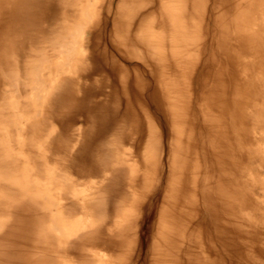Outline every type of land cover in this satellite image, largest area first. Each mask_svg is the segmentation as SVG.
<instances>
[{"label": "bare ground", "instance_id": "obj_1", "mask_svg": "<svg viewBox=\"0 0 264 264\" xmlns=\"http://www.w3.org/2000/svg\"><path fill=\"white\" fill-rule=\"evenodd\" d=\"M217 2L210 44L208 0H0V264H264V225L240 181L254 177L245 162L264 163V105L253 108L264 0ZM109 27L111 70L140 127L135 140L129 114H112L92 179L82 136L107 108L86 126L58 124L52 108L62 95L76 104L93 53L109 54L98 44Z\"/></svg>", "mask_w": 264, "mask_h": 264}, {"label": "rangeland", "instance_id": "obj_2", "mask_svg": "<svg viewBox=\"0 0 264 264\" xmlns=\"http://www.w3.org/2000/svg\"><path fill=\"white\" fill-rule=\"evenodd\" d=\"M215 2H216V0H208L207 6H206V8L208 7V9H207L206 14H205L206 15V21H209L208 22L209 25H207L206 30H204V32L206 35H208V39H209L210 44L213 40L214 31H215V33H217L218 30L221 29V28H217L214 31L212 29L214 26V25H212L213 17L216 14V13H214L215 12L214 9L216 7H218L217 6L218 2L217 3H215ZM215 10H218V9L216 8ZM101 26H102V24H101ZM110 29H111L110 27L107 30L103 29L101 36L99 35L100 37H99L98 41H100V42L97 41L98 44L100 43L99 45L102 48H105V46L107 45L110 55L109 54L108 55L103 54L101 48H99V50H96V52L93 53L94 58L91 60V62L89 61L88 69L83 73L84 75L80 79V82H81V86H80L81 90L80 91L81 92L78 95V99H77L78 101L76 102V104L69 106L68 104L64 103V101H62V97H63V95H62V97L58 98V101L55 102V104L53 106L54 108H52V115L54 117L55 122L58 123L59 121H61L63 123H66V125H67L69 119L75 118L76 120H78L80 118L81 120H79V121H84V123L82 122V124H84V126H86V123H87V121L85 120V117H87L86 115L89 112H91V114H92L94 111L100 110V109L94 108L95 106L100 105L101 109L103 108V106H105L107 108V110L109 112L108 115L110 118H108L103 123H100V121H99L100 117H98V118L95 117L96 119H95V123L93 124L94 126H91L90 128L87 127L88 129H86L85 135L82 136L84 145L86 146V149H83L84 148V146H83V148L80 150L79 156H80V159L82 160V162H83V160L84 161L86 160L85 162L87 163L86 164L85 162H83L84 164L82 167L83 168L87 167L86 169L89 172L95 173V174H91L90 177L92 179L95 175L99 174L100 167L97 164H100V162L102 161L101 158H103V154L101 155V152H100L101 151L100 147L103 144V141H105L104 139L106 138L105 135L107 133V130H106V128H104V126L110 120L113 119L112 114H115L116 117H120L122 119H123V117H125L127 115V113L129 114V116H128L129 119L128 118L125 119L124 128H122V130L124 133H126V132H130V130L135 128L136 130H134V132L130 133V136L134 137L135 140L138 139V128L140 127L139 124H136L133 121L134 119L132 120V118L130 116L131 113H129V109H130V105H131L130 100H129V98H127L126 95H120L118 87L116 86V77L112 73V70H111V68H112V61H111L112 51H110L109 44H108V41H110V38H109ZM212 31H213V33H212ZM101 37H102V39H100ZM104 37H105V39H104ZM263 37H264V35H263ZM103 41L106 43V45H103V44H105ZM211 52L212 51L209 50L210 55H211ZM200 54L203 55L202 52ZM206 54L207 53H205L204 56H206ZM210 55H209V57H211V56L213 57V55H211V56ZM204 56H202V57H204ZM218 59H220V61H222L225 59V56L223 54L218 53ZM258 60H260V58H258ZM204 61H205L204 58H201V60L199 62L202 65V63ZM225 66H226V69L228 68V71L230 72V69H232L231 65L228 66V64L226 65V63H225ZM216 68H218L217 65L215 67L213 66V69H216ZM200 76H199V74L196 75L195 79L197 80L198 77H200ZM146 78L151 80V78L149 76H146ZM94 80L97 83H95ZM228 81L230 84H232L231 80H228ZM2 85L3 86L0 87V90L2 89V87L4 88L6 86V84L5 85L2 84ZM260 88H261V86L258 87V84H257V91H256L257 103L253 102V108H256V106L258 108L259 107L262 108L261 105H264V90H260ZM12 90L10 91V93L12 92ZM4 92L9 93L7 89H5ZM63 94H65V92ZM130 99L132 101V105L136 106L134 97L132 95H130ZM61 108H62V110H61ZM61 112H62V116H61ZM79 124L81 125V122ZM60 130H61V128H60ZM259 130H260V128L258 127L257 132H255L256 136H258V138L255 141L256 142L261 141L262 145H264V136L262 135L261 132H259ZM83 134H84V132H83ZM261 136L263 137L262 139H260ZM127 142H129V140H127ZM87 148H89L88 151H87ZM78 157H77V159H78ZM82 157H83V159H82ZM245 164L247 165L248 168L249 167L254 168L253 169L254 177L252 179L251 178L246 179V177L243 176L244 179L240 180L241 182L244 180L249 181L248 186L245 184H243V185L245 187H248L247 189L250 192V194L252 195V199H253V201H251V202L253 203L254 206H253V208L249 209L247 211V213L251 214L250 217L252 218V220L255 222L256 225L258 223L264 225V186H262L263 184L261 185L259 182L260 178L264 177V163H262V161L260 159H256L253 162H251V161L245 162ZM102 165L103 164H101V166ZM97 169H98V172H97ZM73 170L76 171L75 169H72V171ZM105 184H106L105 185L106 189H105L104 199H103L104 200L103 209L105 211L106 210L109 211V210H112V206H113V202L111 200L115 199V188L113 186L114 185L113 182H111V179L108 182H106ZM149 199L150 198L148 197L147 200L145 201V204L147 202L150 203ZM248 208H250V207H247V209ZM25 214H26V212L22 209L21 213L19 215H16V218H15L16 227L18 225L19 226L23 225V228H26L27 221H24L26 219ZM144 215H145V212H144L143 216ZM23 222H25V223L23 224ZM143 223L145 224V219H144ZM143 234H144V225L142 228V235ZM90 238L93 239V237H90ZM15 243H16V240L11 238L10 244L13 245ZM77 245L70 247L68 252H65L66 255H68L69 257H72V258H74V255H76V254L77 255L79 254V256H80L82 249H81V246L78 245L79 250H80V251H78V249H76V248H78ZM20 247H22V246L18 244V248L16 247L14 252L16 253V252L21 251ZM14 252H13V254H14ZM47 262H48V260H47ZM49 264H52V262L49 261Z\"/></svg>", "mask_w": 264, "mask_h": 264}]
</instances>
